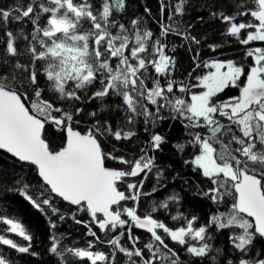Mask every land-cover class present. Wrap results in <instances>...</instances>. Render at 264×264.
Returning a JSON list of instances; mask_svg holds the SVG:
<instances>
[{
    "label": "snow or ice",
    "instance_id": "6c2138e0",
    "mask_svg": "<svg viewBox=\"0 0 264 264\" xmlns=\"http://www.w3.org/2000/svg\"><path fill=\"white\" fill-rule=\"evenodd\" d=\"M160 3L162 20L167 8L172 24L163 25L160 36L155 38L152 31L142 27L139 18L132 19L130 27L110 20L113 12L125 11L126 0H102L98 15L89 0L79 4L73 0H29L26 8L19 3L11 9L0 8V20L5 25L10 19L28 18L34 26L29 48L31 63L17 62L11 66V73L0 75V150L36 166L50 193L76 206L77 212L88 213L90 227L110 236L107 243L112 252L126 255L131 264H137L131 259L134 256L140 258V264L157 261L180 264L178 254L165 243L166 238L183 246L194 258L215 261L216 257L210 255L213 248L207 228L194 229L195 217L189 220L180 214L172 216V220L186 221L185 226L175 229L155 217L158 211L167 210L169 200L176 201L178 196L153 201L150 209L138 213L136 205L144 197L166 187L159 183L162 174L157 172L158 186L151 192H143L144 180L155 167L148 149H160L165 137L151 131L147 148H142L135 159L115 157L102 147V139L106 137L116 141L131 139L139 123L148 133L164 120L179 121L188 139L175 147L180 153L185 147L193 149V158L185 162L200 170L212 184L206 195L218 204L232 197L231 210L212 218L220 229L237 230L232 240L241 255L237 262L229 260L228 264H264V258H245L254 240L264 239V48L255 47L247 52L248 57H254L247 73L244 66L234 62L212 61L203 65L208 71L196 76L195 83L177 81L175 59L165 52L169 48L167 36L175 34L194 44L200 41L186 34V29H180L179 21L174 19L184 15L187 0H176L175 4L172 0L167 4L160 0ZM251 3V9L242 2L236 5L238 11L233 15L218 17L227 26V34L241 45L264 42V0ZM241 8L244 10L240 11ZM41 17H46L43 25L38 23ZM85 20L91 24L90 28H84ZM6 35L9 37L6 52L15 57L18 53L13 33L9 31ZM212 50L215 51V46ZM17 71L32 88L31 98L12 86ZM230 87L238 88L239 95L220 100V94ZM112 97L120 102L111 107L123 112L119 125L113 127L108 120L94 119L92 128L85 133L74 130V116L84 111L77 105L96 100L101 110H106L109 105L105 101ZM85 114L97 116L96 111ZM48 124L66 130L60 149L50 148L47 142ZM233 144L237 147L231 148ZM109 159L128 167L109 168L106 166ZM141 173L144 176L138 181L130 179L140 177ZM23 194L41 211L44 205L51 204L48 198L38 202L27 191ZM128 201L133 206H126ZM0 224L4 225L0 229V246L21 254L32 252V236L21 223L7 218L0 210ZM133 227L150 234L144 245L149 256H145L144 249L135 247L139 237L133 236ZM125 230L133 244L131 250L120 243ZM13 234L28 243H18L10 238ZM91 235L100 239L95 231ZM188 237L201 243L192 244ZM51 251L59 254L58 246L53 245ZM74 255L81 258L79 264L85 261L110 264L104 253L75 250ZM0 264L13 261L0 252Z\"/></svg>",
    "mask_w": 264,
    "mask_h": 264
},
{
    "label": "trees",
    "instance_id": "16d2710c",
    "mask_svg": "<svg viewBox=\"0 0 264 264\" xmlns=\"http://www.w3.org/2000/svg\"><path fill=\"white\" fill-rule=\"evenodd\" d=\"M73 2L79 4L82 0H73ZM89 2L92 5L94 14L98 15L102 0H89ZM242 2L246 4L247 8H253L251 0H187V4L184 6V15L182 17L176 16L174 19L179 21L180 29H186V34L190 33L200 43H190L183 40L181 36L171 33L167 36L166 42L169 48H166L165 52L175 59V78L177 81L195 83L194 78L196 76L206 74L208 71L203 65L212 61H231L238 66H244L245 73L249 71L250 66L254 64V57H248L247 52L255 47L264 48V42L254 41L249 45H241L235 37L227 34V26L218 19L220 14L233 15L238 11L236 5ZM17 3L22 8H26L29 5V0H0V8L11 9ZM164 3L167 4L168 0H164ZM172 3L175 4L176 0H172ZM160 8V0H126L125 11L122 13L113 12L110 20L118 21L125 24L126 27H130V21L139 18L142 27L152 31L155 38L160 36L163 25L172 24V21L168 20V9L165 8L162 20ZM146 9L149 11H146ZM17 14L13 12V15ZM45 19L46 17H41L38 23L43 25ZM82 23L86 29L91 27V24L86 20ZM175 26L173 24V27ZM33 27L28 18H23L20 21L10 19L6 25L4 21L0 20V75L11 73V66L17 62L21 65L31 63L29 48ZM9 31L13 33L14 46L18 53L15 57L6 52L9 41L6 33ZM25 36L27 39H25ZM212 46H215V51L212 50ZM170 48H175V51H170ZM197 64L200 65L199 68L196 67ZM190 73L191 77L189 76ZM16 77L17 79L12 86L31 98L33 90L19 71L16 72ZM149 87H151L150 82ZM199 90L193 89V91ZM238 95L239 89L230 87L220 94L219 99L227 100L229 97ZM119 102L117 97L107 98L105 103L109 107L106 110H101V106L96 100L77 105L83 107L84 111L79 116H74L72 127L74 130L85 133L92 128L94 119L108 120L113 127H116L121 123L123 112L111 106ZM92 111L97 112L95 118L85 114ZM54 115L57 114L54 113ZM222 123H226V121L222 120ZM134 130L136 135L128 140L116 141L112 138H103L102 147L106 153H111L115 157L122 156L125 159H135L140 156L142 148H147L151 131L165 137L166 142L161 144L160 149H148V155L153 158L155 167L144 180L143 192H151L154 186H158L157 172L162 174L159 183L166 185V187L152 196L144 197L136 205L138 213L143 212L144 209H150L153 206V201L158 203L169 196L176 195L179 199L176 201L169 200L167 210L158 211L154 214L155 217L173 229L185 226L186 221L172 220V216L180 214L189 220L195 217L193 228L198 229L201 226H206L207 237L210 238L213 248L210 255L216 257L215 261L208 259L201 261L192 257L183 246L170 241V238H166L165 243L178 254L177 258L180 264H228L229 260L237 262L241 254L235 249L232 240V237L237 234V230L220 229L212 223L214 216L231 210L232 197L228 196L218 204L210 199L209 195H206L212 184L202 176L200 170H197L191 163L185 162L193 158V149L185 147L184 151L180 153L175 147L176 144L186 143L188 139L185 136V129L181 122L164 120L154 129H150L148 133L144 132L143 124L139 123ZM45 132L50 148L60 149L64 145L65 131L48 124ZM230 147L235 148L237 145L233 144ZM106 166L112 169L125 170L128 167L114 159L107 160ZM143 176L144 173H141L140 177L130 179L136 182ZM121 190L126 191L123 186H121ZM25 191L38 202L48 198L51 204L44 205L43 211H41L27 199L26 195L23 194ZM126 206H133V202L128 201ZM53 209L56 211L54 212ZM0 210H3V214L7 218L21 223L26 233L32 236L30 241L32 252L28 254H21L7 248V246H0V252L9 257L13 264H79L81 258L74 255L75 250H91L94 253H104L109 257L110 264H131L126 255L121 254L119 251L112 252V246L107 243V240L111 238L110 236L100 232L95 226L90 227L88 213L77 212L76 208L53 197L49 189L39 180L36 168L19 163L1 151ZM73 215L75 219H73ZM61 217H64V219H61ZM77 220L81 223H76ZM3 227L4 225L0 224V229ZM92 231L96 232V235L100 238L99 240L91 235ZM158 231L162 232V230ZM132 234L139 237L135 247L144 249L145 243L150 240V234L146 230L135 227L132 229ZM10 238L17 240L20 244L28 243L14 234ZM187 239L197 246L201 243L199 240H191L190 237ZM89 242H91V246ZM120 243L126 249H133V244L129 240L126 230ZM53 245L58 246L59 254L51 251ZM217 249L219 250L218 253ZM144 254L146 257L149 256L147 249H144ZM245 258H264V239L257 237ZM131 259L140 264L139 257L134 256ZM84 264H91V262L85 261ZM97 264H104V262L98 261ZM156 264H160V262L157 261ZM164 264H167V262L165 261Z\"/></svg>",
    "mask_w": 264,
    "mask_h": 264
},
{
    "label": "water",
    "instance_id": "95a60500",
    "mask_svg": "<svg viewBox=\"0 0 264 264\" xmlns=\"http://www.w3.org/2000/svg\"><path fill=\"white\" fill-rule=\"evenodd\" d=\"M65 136H66V130H65ZM0 151L3 152L4 154H6L7 156H9L11 159H13V160H15V161H17V162H19V163H22V164H28V163H26V162H20V161H18V159L13 158L10 154L6 153V152L3 151V150H0ZM28 165H30V164H28ZM30 166H33L34 168H36V170H37V172H38V169H37L36 166H34V165H30ZM38 177H39V175H38ZM131 179H132V178H131ZM39 180L42 182V180H41L40 177H39ZM42 184H43V183H42ZM43 185L46 186V187L48 188V186H47L46 184H43ZM51 194H52V193H51ZM52 196L55 197V198H57V199H59V200H61V201L64 202L65 204H67V205H69V206H72V207L76 208V206L70 205L69 202L63 201L62 198H59V197L55 196V194H52ZM122 203H123V202H122Z\"/></svg>",
    "mask_w": 264,
    "mask_h": 264
},
{
    "label": "rangeland",
    "instance_id": "374dc122",
    "mask_svg": "<svg viewBox=\"0 0 264 264\" xmlns=\"http://www.w3.org/2000/svg\"><path fill=\"white\" fill-rule=\"evenodd\" d=\"M223 70H226V69H223Z\"/></svg>",
    "mask_w": 264,
    "mask_h": 264
}]
</instances>
